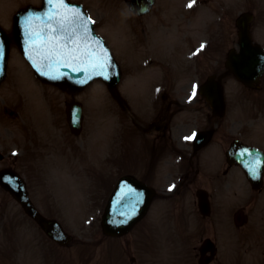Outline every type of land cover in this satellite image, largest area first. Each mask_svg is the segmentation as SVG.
<instances>
[{
  "label": "rangeland",
  "instance_id": "obj_1",
  "mask_svg": "<svg viewBox=\"0 0 264 264\" xmlns=\"http://www.w3.org/2000/svg\"><path fill=\"white\" fill-rule=\"evenodd\" d=\"M159 1L161 2V4H159ZM163 1L165 0L157 1V9L150 16L156 14H158L159 16H163L164 14L168 17L167 10L161 6ZM168 1H177L179 3L182 2L181 0ZM207 1L183 0V5L185 6V8L188 9V4H193L194 6L192 8V11H196V13L197 10H201L202 8H204V3L208 5L212 4L209 9V17L208 19L205 18V22H203L205 30L208 26L211 25L212 21L216 22L213 19L217 18L216 14H220L218 10L220 7L224 11L226 10V8H229L228 3L223 6L225 1H221V3H219L221 5H219L218 7L213 6L211 0ZM263 1L264 0H257L260 16L264 14L262 8ZM38 2L39 0H0V23L2 22L5 29L7 31H10L12 21L11 19L16 10L26 4H37ZM83 3L85 4L86 8L89 9V12L91 13L90 16H92L96 20L97 32L99 34L112 38V40L110 39V41H113L114 37L117 38L119 36L117 34V23L113 26L112 17L113 15L117 16L116 14L120 15V12L117 8V3L119 4L120 0H83ZM235 7L236 11L234 15L231 14L232 18L240 12L247 10V6L243 7L242 9L241 0H235ZM176 14L178 15V12H176ZM184 14L187 15L188 13L184 12ZM146 19L150 18H145V20H142L144 22L143 24L149 26V22H145L147 21ZM126 21L127 24L125 25L128 26V28L126 29V35H128L127 32L131 30V25H128L130 23V20L126 18ZM229 25V23H225L224 28L227 29ZM256 29L257 31L254 34V38L258 39L263 37L262 40L264 41V28ZM136 32L137 34L139 33V27H136ZM130 37V39L124 40L126 43L125 46H127L128 48H134L136 46V39L133 38L134 35H130ZM217 40H219V38H217ZM205 41H207V38H205L203 42ZM111 46H113V57H115L116 59H118L119 56L121 58L124 57L123 55H125L126 52L122 50L123 46H119L117 48V45L114 42ZM14 50V48L11 49V59L9 61L11 64V70L8 71L9 80L0 89V105H2L3 101H5L4 104L7 107L11 108V110H14V114L17 115L16 118H11L10 121L7 120V128L0 129V136L6 137V140L9 141L8 145H10V150L8 152L13 153L16 151L18 153V151L20 150L21 153H23L21 154L23 158L25 155L28 156L34 152H49L50 155L47 156L46 159H52V152L64 156L66 158H72L73 155H70V151L67 148L68 146L62 147V143L60 142L58 145H50L49 149L42 148L39 149V151L36 150V141L38 139L39 142L41 138L47 141L45 138V133L42 130H38L37 127H40L42 125L45 126L46 124L51 125L53 112H49L50 107H52V103L50 101H58V95L54 91L52 92L44 90L45 94L42 96L38 92L40 91V89L38 90L37 88H34L32 91V94L35 96L36 100L34 101V103L38 104L39 107H41V112L44 113L43 116L40 115L42 123H32L30 122V120L26 119V109L22 110L21 104H25L27 107V104L30 105L31 103H33L31 100L25 97L27 94L28 87H31L32 84L23 83L22 86H15L13 90H8L6 88L8 84L15 85V75H21V73H19L18 71H16L14 75V69L19 68V65L21 63L19 61L17 62V60L20 58L17 52ZM129 75H131L130 70L129 68H127V66H125L124 77L126 80L128 79V77H130ZM22 77L26 78L27 76ZM190 80L191 78H186L182 81L181 85L187 84ZM131 81H133V79L129 80L128 82L130 83ZM150 82V79H144L141 77L134 80V85L138 87H144L148 86ZM103 88L104 87L101 84H95L91 88H89L84 95L82 94L80 97H78V99L84 103L83 105L88 107L90 105L89 101L91 100V93L95 96V101L92 104V107L88 109V113L90 114L89 116L93 118L91 119V121L90 119L88 121H90L89 124L92 123L94 125V128H89L90 132L85 138L84 147L80 146L81 152L87 153L89 155L87 156V154H85V156L83 154H79L77 155V157H79L77 158L78 160L72 162L75 166H77V168H75L73 171L79 175L80 180H84L82 182L85 187H82L83 184L80 181H77L78 179L75 178L76 181L71 179L70 173L74 166L72 164H69L66 159L64 160L55 158L50 163L44 164L45 172L46 175H48V181L51 185L50 196L53 202L55 204H58L61 210L69 211L68 213H70L67 216H63L62 213L61 215L60 213L59 215H54L64 221V227L75 236L77 242L69 248H56V246L50 244L40 232L35 230L36 228H34V226H32L31 224H26L25 227L19 228L21 223L15 220L16 214L14 213V210H7V216L3 221H0V240L6 241L4 243V245H6L8 240H13L14 238H17V244L20 247L11 246L10 249L12 251V254L10 256V259L6 260V264H130V258L132 257L136 258L139 264H198L195 259L190 260L186 257L185 251L187 250V247L183 249L182 246H179L178 244L174 245L175 240L170 235V233L168 239L164 236L163 232L160 235V232L158 230L160 223H155V228L151 231L150 226L146 225L147 221H143L140 225H137L134 228L130 235L127 236V238L123 240H108L104 242L101 240L102 235L101 228L99 225L100 216L103 212L105 206L104 203L106 202V199L109 194L108 192H110V190L115 184V171L117 169V165L114 163L108 164L107 169H110L106 172H104L100 167V153L102 151V147L101 144H99L98 135H100L102 138L105 133H108L111 135L110 140L117 139L116 129L118 127V121L116 122V120L119 114V110L117 109L116 104L112 101V99H110L108 94L105 92V89ZM234 91L235 92L232 91L233 96L237 97L239 95L238 89H234ZM247 92L251 96V99L245 100L244 98L240 97L237 103L244 104L246 101H252V106L248 110V113H243L237 110L239 114L238 119L240 120L252 119L256 115V113H254L256 112V109L260 111L264 110V92ZM37 94L39 95L38 100L36 99ZM253 99L255 102L261 103L260 107L257 103L253 101ZM17 102L20 104H18ZM94 106L100 107V109L98 110L104 113V118L100 117L101 115L99 114L98 110L94 112ZM112 107L116 109L117 116L115 115V113L109 112V109ZM260 114L261 115L258 116L257 121L253 124L252 127L254 129L253 132L255 134L260 133L261 135H264V112ZM105 115L108 116L107 119L105 118ZM58 116L61 124L60 128H63L65 131L66 127L65 123L63 122L64 120L62 121V123L61 115ZM22 118L25 119L28 124H22ZM101 118L103 119L101 120ZM192 126L193 125L190 124V127ZM183 127H185V124L183 125ZM49 130L54 132V130L52 129ZM206 158H217V152L212 151L211 153H208V155H206ZM26 159L28 161L25 160L26 162L24 161V165L30 166L31 164L32 166H34L33 164L35 163L40 164L38 160L34 161L33 163H30L31 159L29 157H27ZM79 162H82L85 166H80ZM88 164H90V171L88 172L89 175L84 178L81 173H83V169L88 166ZM101 174H106L108 184L101 183L99 177ZM43 179L45 182V176L43 177ZM234 179V187H236V190H234V195H232L234 200L232 199L233 203L230 206V210H237L240 208H243L244 210H264V193L262 192L260 194H254L253 192H249L247 185L243 182H239L240 177L237 173H234ZM248 192L249 194H247ZM224 202L228 204L227 199H225ZM216 203L217 202L215 200V204ZM13 204L14 203L12 201H9L2 193H0V214L3 215L6 211L5 208L8 207V209H10ZM81 205L85 206L84 209L86 210H80ZM155 206H157V204H155ZM160 207H163V205H161ZM216 208L217 206H214L213 209L215 210ZM158 211L159 210H154L153 212L158 213ZM186 213L187 216H184L183 221L188 224L192 221V218L189 215L190 210H188ZM64 217L65 220H63ZM176 217L177 215L176 213H174L172 216L173 220L171 221L176 222ZM157 219L159 221V217ZM234 238L235 237L233 229L228 227L225 230V234L222 236V240L224 241L223 245H227L226 250L229 260H234L237 258L235 249L236 246L240 243H238V240ZM23 240H26L25 244H23ZM24 248L26 249V253L23 252ZM33 254H36V258L33 256Z\"/></svg>",
  "mask_w": 264,
  "mask_h": 264
},
{
  "label": "water",
  "instance_id": "obj_2",
  "mask_svg": "<svg viewBox=\"0 0 264 264\" xmlns=\"http://www.w3.org/2000/svg\"><path fill=\"white\" fill-rule=\"evenodd\" d=\"M19 16L21 13L18 14ZM18 18V17H17ZM18 18L20 22H23L21 24L17 23L15 25L14 30V36L16 43L19 47L24 44V40L28 43L31 40H37L35 33L37 32V23L36 19H33V16L31 14H27V18ZM19 22V23H20ZM27 22V23H26ZM35 36V37H34ZM6 37L0 32V73L3 71L5 60L7 56V45L8 42L6 41ZM22 42V44H21ZM244 40V45H246ZM36 43L29 46L28 48L25 46L22 51L26 54L29 61L33 64L35 68V72L40 76V79L44 82L49 83H55L60 84L63 87H68V89L71 90H78L84 87L87 83L91 82L94 77L103 79L107 85L111 88L113 87L119 79V74L117 72L116 67H114L113 61H111L108 57L106 59H100L101 55L104 54L96 43V39L93 38L90 44L91 53H95V58L89 55L91 63H102L104 64V67H91V64L89 65L88 69L84 71H79V73H83L82 75H77L75 72V64L77 63L76 60H71L72 66H65L69 60L66 56H59L54 53H59L65 50H53L51 52L49 51H43V52H37L35 50ZM80 57H83V52H81ZM55 66L56 69H50L47 68V66ZM47 68V69H46ZM89 77V79L87 78ZM21 201L23 204H25L24 200L21 198ZM29 214L32 215V218H34L38 224L43 228L47 234L50 236V238H56V239H63V235L59 231V229L54 227V224L47 223V221L44 220V218H41L39 215L35 214L34 212L28 211ZM106 224V223H105ZM103 224L106 228H112L114 225L112 223L110 224ZM119 232H125V230H121Z\"/></svg>",
  "mask_w": 264,
  "mask_h": 264
},
{
  "label": "snow or ice",
  "instance_id": "obj_3",
  "mask_svg": "<svg viewBox=\"0 0 264 264\" xmlns=\"http://www.w3.org/2000/svg\"><path fill=\"white\" fill-rule=\"evenodd\" d=\"M61 3H63V0H61ZM189 7H191V4L189 5ZM81 16H82V13H76V14H74V18L77 21L80 20V17ZM49 19H51V17H49ZM64 19L67 20V17H65ZM87 23H88V21L85 20V21H83L82 24H79L78 26H80V27H86ZM60 27H61V30L62 31H65V32L68 33V35L66 37L65 36H59V37H51L50 36L49 37V41L50 42H54L57 47H59V45H60V40H62V39H71L73 33L76 31L75 28H73L71 31H68V29L64 27V21H61ZM52 31H56V29H52ZM71 42L74 43V44H78V40H75V39L71 40ZM76 52H77V48L74 47L70 51H62V52L54 53V54L59 55V56H66L68 58L69 62L65 66H69L70 67V66H72L71 65V60H78V59H80V55H73V53H76ZM89 55L92 56L93 58H95V53H91L90 52ZM91 67H94V68L95 67H101V68H103L104 67V64L99 63V62H97V63H91ZM74 70L75 71H80L81 69L75 68ZM193 94H195V93H193ZM169 190H171V189H169Z\"/></svg>",
  "mask_w": 264,
  "mask_h": 264
},
{
  "label": "flooded vegetation",
  "instance_id": "obj_4",
  "mask_svg": "<svg viewBox=\"0 0 264 264\" xmlns=\"http://www.w3.org/2000/svg\"><path fill=\"white\" fill-rule=\"evenodd\" d=\"M168 109H169L168 107L165 109L164 114H166L168 112ZM165 135H166V133L162 131V133L160 134V136H158V138H161V137L163 138V137H165Z\"/></svg>",
  "mask_w": 264,
  "mask_h": 264
}]
</instances>
